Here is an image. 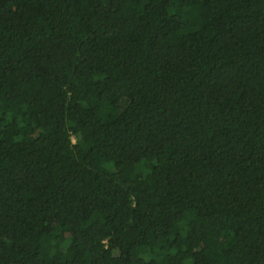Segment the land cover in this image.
I'll return each mask as SVG.
<instances>
[{"label":"trees","instance_id":"16d2710c","mask_svg":"<svg viewBox=\"0 0 264 264\" xmlns=\"http://www.w3.org/2000/svg\"><path fill=\"white\" fill-rule=\"evenodd\" d=\"M0 264H264V0H0Z\"/></svg>","mask_w":264,"mask_h":264},{"label":"rangeland","instance_id":"374dc122","mask_svg":"<svg viewBox=\"0 0 264 264\" xmlns=\"http://www.w3.org/2000/svg\"><path fill=\"white\" fill-rule=\"evenodd\" d=\"M121 95H122V92H121L120 90H118V89L113 90V91L111 92V97H112L114 100L118 99Z\"/></svg>","mask_w":264,"mask_h":264}]
</instances>
